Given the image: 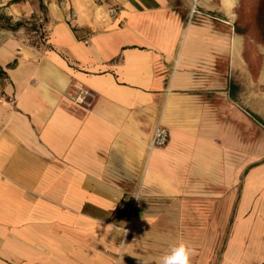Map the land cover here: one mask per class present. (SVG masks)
I'll use <instances>...</instances> for the list:
<instances>
[{"label": "crops", "instance_id": "1", "mask_svg": "<svg viewBox=\"0 0 264 264\" xmlns=\"http://www.w3.org/2000/svg\"><path fill=\"white\" fill-rule=\"evenodd\" d=\"M248 3L49 0L45 46L3 43L0 264H160L180 242L190 264H264V22Z\"/></svg>", "mask_w": 264, "mask_h": 264}, {"label": "rangeland", "instance_id": "2", "mask_svg": "<svg viewBox=\"0 0 264 264\" xmlns=\"http://www.w3.org/2000/svg\"><path fill=\"white\" fill-rule=\"evenodd\" d=\"M258 1L260 0H251V3H248V6L251 8L252 17L257 13V7L259 6ZM47 2H49V0H0V47H2L3 43L8 39H16L18 41L22 40L23 44H25V41L28 39L30 45H35V42L37 41L36 37L29 34L27 29L29 28V25L31 23L36 24L39 23V21H42L43 19V23L45 26ZM27 3L32 4L34 6L39 5V14H34L31 15V17L29 18H25L23 15L15 12L16 6H21ZM247 14L250 15V13ZM18 22L27 24L25 29H21L18 32H11L7 29L14 27V25ZM5 103H10V101H6L5 97L3 96L1 86L0 106H4Z\"/></svg>", "mask_w": 264, "mask_h": 264}, {"label": "built area", "instance_id": "3", "mask_svg": "<svg viewBox=\"0 0 264 264\" xmlns=\"http://www.w3.org/2000/svg\"><path fill=\"white\" fill-rule=\"evenodd\" d=\"M108 12L111 15V17H114L117 10L114 7H110ZM42 23H43L42 21H39V23H36V25L41 26ZM41 31L43 32V29H40L39 31L31 34L32 36L36 37V40H37L35 42L36 46H41V45L45 46L46 37L45 36L41 37ZM87 96H88L87 93L83 92L82 90L79 91V94L76 98V102L79 105L86 104V97ZM168 140H169L168 131L165 128H163V126L157 125L155 128V131L153 133V136H152L151 148H157V149L164 148L167 145Z\"/></svg>", "mask_w": 264, "mask_h": 264}, {"label": "clouds", "instance_id": "4", "mask_svg": "<svg viewBox=\"0 0 264 264\" xmlns=\"http://www.w3.org/2000/svg\"><path fill=\"white\" fill-rule=\"evenodd\" d=\"M195 250L184 242L171 247L161 258L160 264H190Z\"/></svg>", "mask_w": 264, "mask_h": 264}, {"label": "trees", "instance_id": "5", "mask_svg": "<svg viewBox=\"0 0 264 264\" xmlns=\"http://www.w3.org/2000/svg\"><path fill=\"white\" fill-rule=\"evenodd\" d=\"M258 7H257V13L256 15L253 16V18L258 22V21H262L264 22V0H260L258 1ZM43 22V21H42ZM27 24H24V23H21V22H18L14 25V27L12 28H7L9 31L11 32H18L20 31L21 29H25ZM29 25V24H28ZM44 27V23L41 25V26H37L36 24H33L31 23L29 25V28L27 29L28 33L29 34H32L34 32H37L39 31L40 29H43V32L41 31V37H46V31H45V28ZM261 39L262 41H264V34L261 35ZM39 47V46H37ZM0 78H1V75H0Z\"/></svg>", "mask_w": 264, "mask_h": 264}]
</instances>
